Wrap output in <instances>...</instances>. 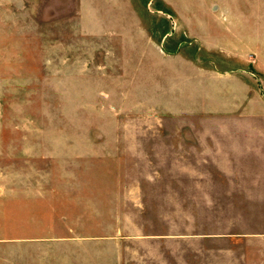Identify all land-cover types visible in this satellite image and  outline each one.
Instances as JSON below:
<instances>
[{"label":"rangeland","instance_id":"1","mask_svg":"<svg viewBox=\"0 0 264 264\" xmlns=\"http://www.w3.org/2000/svg\"><path fill=\"white\" fill-rule=\"evenodd\" d=\"M218 1L246 59L184 26ZM263 24L264 0H0V264H264Z\"/></svg>","mask_w":264,"mask_h":264},{"label":"crops","instance_id":"2","mask_svg":"<svg viewBox=\"0 0 264 264\" xmlns=\"http://www.w3.org/2000/svg\"><path fill=\"white\" fill-rule=\"evenodd\" d=\"M217 1V0H216ZM193 3H190V9L194 10ZM215 11L220 13L221 18H218L214 21V23L210 24L206 21H200L198 19H189L185 20L184 26L187 31L193 36L196 40L205 41V35L208 34V30L217 31V35L220 36L219 39H216L218 44L216 49L223 57L228 58H242L246 59L247 56H250V53H255L252 45L248 46V43L255 42L254 38L256 36L255 23L253 20L245 18V16L240 15L236 16L230 14L231 6L221 5L219 1L214 6ZM234 9V8H233ZM252 21V22H251ZM250 26H252V30H250ZM263 29L259 32L260 41L264 42V24ZM230 43L241 44V46H231ZM226 44V45H225ZM244 44V45H243ZM245 44H247L245 46Z\"/></svg>","mask_w":264,"mask_h":264}]
</instances>
